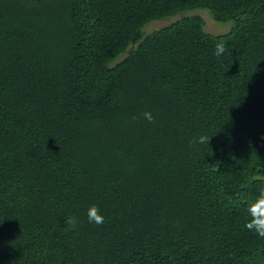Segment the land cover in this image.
<instances>
[{"label": "trees", "instance_id": "16d2710c", "mask_svg": "<svg viewBox=\"0 0 264 264\" xmlns=\"http://www.w3.org/2000/svg\"><path fill=\"white\" fill-rule=\"evenodd\" d=\"M261 188L264 0H0V264H264Z\"/></svg>", "mask_w": 264, "mask_h": 264}, {"label": "clouds", "instance_id": "9594fccd", "mask_svg": "<svg viewBox=\"0 0 264 264\" xmlns=\"http://www.w3.org/2000/svg\"><path fill=\"white\" fill-rule=\"evenodd\" d=\"M214 49V56L220 58L226 50V45L223 41H218L214 45ZM141 115L147 122H154L155 117L151 111L145 110ZM135 118L136 117H133V119ZM209 139L210 138L207 136L201 135L194 139L192 143H209ZM244 211L246 213L244 227L248 231L254 232L257 236L264 238V188H261L254 197L245 202ZM86 215L89 223H94L96 225H102L104 223V216L100 213L99 207L95 204L88 207ZM65 224L74 229L78 224V218L69 216L66 218Z\"/></svg>", "mask_w": 264, "mask_h": 264}, {"label": "rangeland", "instance_id": "374dc122", "mask_svg": "<svg viewBox=\"0 0 264 264\" xmlns=\"http://www.w3.org/2000/svg\"><path fill=\"white\" fill-rule=\"evenodd\" d=\"M185 13H187V14L193 13V14L203 15V17L206 20V25H205L206 30L209 32L215 33V34L225 33L231 27V22L223 23V22H218V21L214 20L211 13L206 9H196V10L186 11ZM181 16H183V14L180 13V14H177V15L170 17V18H167V19L153 20L146 25L145 31L147 33H149V32H151L157 28H160V27L165 26L166 24H169L170 22L176 20L177 18H179Z\"/></svg>", "mask_w": 264, "mask_h": 264}]
</instances>
